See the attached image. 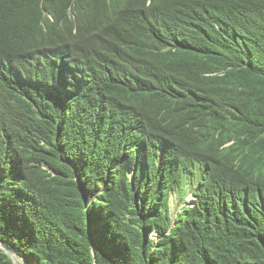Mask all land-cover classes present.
<instances>
[{
    "label": "trees",
    "instance_id": "obj_1",
    "mask_svg": "<svg viewBox=\"0 0 264 264\" xmlns=\"http://www.w3.org/2000/svg\"><path fill=\"white\" fill-rule=\"evenodd\" d=\"M0 244L264 264V0H0Z\"/></svg>",
    "mask_w": 264,
    "mask_h": 264
},
{
    "label": "clouds",
    "instance_id": "obj_2",
    "mask_svg": "<svg viewBox=\"0 0 264 264\" xmlns=\"http://www.w3.org/2000/svg\"><path fill=\"white\" fill-rule=\"evenodd\" d=\"M184 195L187 197L186 198L187 199L186 200V204L180 201V195L179 194L172 195L171 198H170V202L173 203L171 205V211L174 214V218H176V219H177V217L179 216V214H180V212L182 210H184L187 206H192L193 205L192 204L193 201H194L193 190H192L191 186H188V184L186 186V193H184ZM153 238H154V240H158L160 238V236L156 232H154L153 233ZM4 248L5 247L2 244H0V250L5 252ZM6 250L8 252H10L8 249H6ZM10 254L15 256V258L17 257L18 259H20L21 261L24 262V260L20 256L14 254L12 252H10ZM24 264H26V263L24 262Z\"/></svg>",
    "mask_w": 264,
    "mask_h": 264
},
{
    "label": "water",
    "instance_id": "obj_3",
    "mask_svg": "<svg viewBox=\"0 0 264 264\" xmlns=\"http://www.w3.org/2000/svg\"><path fill=\"white\" fill-rule=\"evenodd\" d=\"M4 250H5L6 254L14 261V263L15 264H18L15 256H13L12 254H10V252H8L5 248H4Z\"/></svg>",
    "mask_w": 264,
    "mask_h": 264
},
{
    "label": "rangeland",
    "instance_id": "obj_4",
    "mask_svg": "<svg viewBox=\"0 0 264 264\" xmlns=\"http://www.w3.org/2000/svg\"><path fill=\"white\" fill-rule=\"evenodd\" d=\"M16 260H17V263H18V264H24V262L21 261L20 259H18L17 257H16Z\"/></svg>",
    "mask_w": 264,
    "mask_h": 264
}]
</instances>
